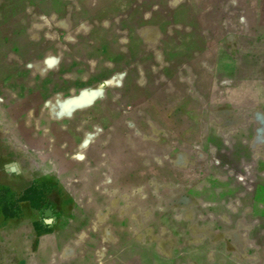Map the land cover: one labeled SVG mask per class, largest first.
I'll return each mask as SVG.
<instances>
[{
  "label": "crops",
  "instance_id": "obj_1",
  "mask_svg": "<svg viewBox=\"0 0 264 264\" xmlns=\"http://www.w3.org/2000/svg\"><path fill=\"white\" fill-rule=\"evenodd\" d=\"M26 2L32 30L18 32L30 49L15 52L10 69L25 78L5 80L0 93V264H264V154L234 160L206 130L196 146L158 145L172 131L151 122L154 105L171 103L160 94L172 95L173 72L181 82L183 72H205L206 55L211 102L226 89L233 114L264 115V0ZM46 21L54 28L44 54L74 79L42 100L92 109L48 124L38 74ZM77 115L106 123L61 127ZM130 119L129 130L108 123Z\"/></svg>",
  "mask_w": 264,
  "mask_h": 264
},
{
  "label": "rangeland",
  "instance_id": "obj_2",
  "mask_svg": "<svg viewBox=\"0 0 264 264\" xmlns=\"http://www.w3.org/2000/svg\"><path fill=\"white\" fill-rule=\"evenodd\" d=\"M172 1L175 3L177 0ZM26 5V0H0V82H2L0 83V93L2 94L5 92V80L25 78V75H22V73H14L11 72L10 69L21 59V57H16L19 54L15 55V52L19 53L21 50L23 51L28 47L30 49L28 43L31 44V41H27L24 34L18 32L26 27L29 28L30 33L32 30V25L26 22L28 19L26 17ZM191 26L192 25H189V27ZM39 27L40 73L38 74H40V108L44 112L46 118L45 123L48 124V119L49 117H52V115L53 117H57V115L65 117L67 114L71 115L75 111L76 113L89 111L91 105L89 106V104L84 103L83 101L79 102L78 100L70 101L68 100L70 98L55 97L50 99V101H46L45 97L43 98V100L45 99V102L43 103L41 98L43 95H52L55 91H63V94L66 93L68 91L67 85H69L74 77L68 75V72H63V70L57 72L56 70L54 71L53 68L59 67L60 64H58V61L54 60L52 57L44 54L45 52H48V49L52 48L51 36L54 24L50 21H46L40 23ZM224 28L225 29L223 30L226 31V37H228L229 32L233 33L234 31L233 29H229V24H225ZM223 43L225 44L224 48L227 51L228 49L232 50L235 48V41L230 38L222 40V44ZM7 44L11 46L12 50L7 47ZM204 58L205 72H183L181 73V77H183V79L181 78V80H183L182 82L178 80L180 77L177 78L176 73L173 72L174 85L172 95L163 96L161 95L163 93L160 94L162 100H171V103L165 105L162 101L153 106L154 110H151V112L155 116V120H151V122H154L159 129L172 131V135H169L166 131L168 134L167 136L163 135V132H160V135H157L158 140L156 143L158 145H164L168 143L169 140L170 142L172 141L173 144H176L177 142H181L180 140L182 138L184 140L188 139L187 141H189H183V143H190L196 146L198 142H201L199 141L201 138L199 139L198 134L201 130H206L208 132L206 138L207 142L217 147L223 145L229 146L232 150V159L238 160L240 157H246V159H248L251 153L253 160L256 161L261 159L264 154V115L233 114L232 111L228 109L229 104L226 101L228 91L226 89L221 91L222 102L220 105H214L211 102L212 95L210 92L212 88V76L214 73L209 71L208 68L211 65L209 60L210 57L206 55ZM221 58L222 63L227 60L226 55ZM189 59H192V56H189ZM60 67H64V65ZM64 73H66V76H64ZM35 74H37V72H35ZM100 75L102 74L100 73ZM58 84H61V86L58 87ZM91 90L93 89H86L84 93L91 92ZM166 91H168V89H166ZM77 94L78 93H75V95ZM92 94V98H97L102 95L100 91H96V93ZM126 94L127 93L124 94V97H132V92L125 96ZM201 94L209 99V104L208 106L205 105V109L202 108L201 103H198ZM120 95L122 94L120 93ZM165 108H167V110H165ZM90 111H92V109ZM95 111L97 110H93V112ZM203 111L211 112L213 114L209 113V118L201 119ZM257 111L260 113L262 110ZM97 112H95L96 114L94 115H98ZM73 118L74 119L65 118V120L62 121L61 127L68 129L74 127L84 128L87 125H91L92 122L106 123L105 120L99 118L87 120L81 115H77V118ZM108 123H112L110 125L112 127L119 126L120 128H126V130H129L134 127L136 120H116L109 121ZM141 123H144L147 126L148 121H141ZM184 134H187V136ZM129 137L132 138V136ZM255 170L260 172L262 169L258 167L255 168L254 171ZM257 178L264 185V177L258 176ZM0 193H2L1 189Z\"/></svg>",
  "mask_w": 264,
  "mask_h": 264
}]
</instances>
